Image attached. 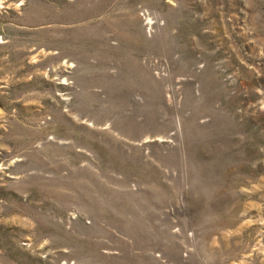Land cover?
I'll list each match as a JSON object with an SVG mask.
<instances>
[{
	"label": "rangeland",
	"instance_id": "374dc122",
	"mask_svg": "<svg viewBox=\"0 0 264 264\" xmlns=\"http://www.w3.org/2000/svg\"><path fill=\"white\" fill-rule=\"evenodd\" d=\"M0 264H264V0H0Z\"/></svg>",
	"mask_w": 264,
	"mask_h": 264
}]
</instances>
